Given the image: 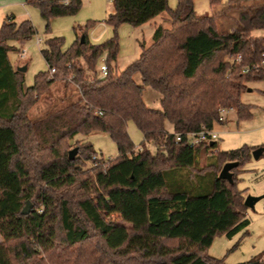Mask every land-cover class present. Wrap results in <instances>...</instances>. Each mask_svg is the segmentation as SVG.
Segmentation results:
<instances>
[{"label": "trees", "instance_id": "1", "mask_svg": "<svg viewBox=\"0 0 264 264\" xmlns=\"http://www.w3.org/2000/svg\"><path fill=\"white\" fill-rule=\"evenodd\" d=\"M31 1L45 20L74 15L82 5V0ZM221 2L209 0L216 12L199 16L193 0H178L173 10L168 0H112L106 23L115 31L126 24L140 27L164 13L168 27L158 25L149 46H141L138 58L118 73L112 65L116 36L93 44L87 31L92 25H86L83 41L77 37L67 49L62 38L48 39L41 51L47 71L27 88L9 60L13 48L7 42L30 40L33 27L13 18L0 24V237L11 264H223L206 254L215 237L249 234L243 191L236 183L255 149L213 152L216 142L190 147L186 138L212 129L223 107H233L238 121L251 118L253 106L241 95L248 83L264 81V67L242 72L264 61V37L252 36L264 30V0ZM221 17L234 31L219 32ZM102 56L108 65L104 78L98 76ZM68 77L78 99L30 120L34 101L55 81L68 84ZM144 87L159 94L160 109L145 105ZM129 121L142 135L138 151L127 133ZM93 132L116 143L117 157L96 161L92 145L82 141L69 159V141ZM177 134L181 141L176 142ZM85 162L95 163L88 183L79 178ZM225 162L238 163L232 183L218 178ZM181 170L187 178L210 174V191L167 186L165 174L179 171L173 177L183 178ZM26 201L34 208L23 215Z\"/></svg>", "mask_w": 264, "mask_h": 264}, {"label": "rangeland", "instance_id": "2", "mask_svg": "<svg viewBox=\"0 0 264 264\" xmlns=\"http://www.w3.org/2000/svg\"><path fill=\"white\" fill-rule=\"evenodd\" d=\"M59 1L63 3L68 0ZM221 1L222 6L226 0ZM177 2L178 0H168V8L173 10ZM193 6L194 11L199 16H204L205 14L212 15L216 12L210 7L209 0H193ZM221 6L219 8H221ZM112 12V0H82L81 8L76 14L63 15V17H51L45 20L40 15L39 8L34 5L31 0H28V2L25 0H0V24L8 17H14V21L17 23L29 21L35 32L28 41L16 40L7 42V45L13 48L8 55L10 62L14 64L16 69L17 67H26V71L23 73L24 88L33 85L35 75L47 71V63L43 60L41 51L46 48L45 44L48 39L55 37L62 38L64 40L63 47L67 49L77 37L79 38L83 35L86 25H92L87 29L89 37L91 29L95 28L94 32L95 36H97L103 32V29L97 25L103 22L106 24L104 29L105 32L101 36L95 39L89 38V41L93 44L102 43L116 36L119 49L115 59L116 62L112 65L115 66L114 70L117 73L124 70L127 65L137 59L141 52V46H149L151 43L154 32L152 25L146 24L142 25V27H133L126 24L120 25L115 31L112 26L106 23ZM162 15L167 17L166 13ZM233 16L236 17V14H233ZM165 21H167V19H165ZM161 25L167 28L168 22H164ZM217 27L219 32L224 30L234 31L235 29L233 23L229 19L223 17L217 20ZM256 34L264 35V30H259ZM36 36L40 40L38 46L35 45ZM21 42L23 43L21 44ZM22 50L26 51V57L21 60L19 56ZM101 58L105 59V56ZM78 64H81L84 69H86V65L83 62L79 61ZM100 65L101 62H99L98 68ZM133 77L135 82L141 85L140 76L135 74ZM74 88L75 86L69 82L67 84L63 81H55L49 87L48 91L37 98L34 104L28 109L29 119L33 121L34 119H41L49 115L52 111L64 108L69 102L76 101L78 99V94H76ZM246 89L247 90L241 95V101L244 104L253 106L252 116L249 119H241L238 121L234 118L236 115L235 110L230 112L232 117L228 119L229 122L226 125L227 130L221 131V128L215 130L218 137L215 141L217 144V151L225 152L228 150H236L243 146L254 149L262 147L264 149V81L248 83ZM143 92V102L145 105L148 108L160 109L159 94L149 87H144ZM127 124V133L130 140L134 143V151H138L142 147V135L133 122L129 121ZM169 125V123H166L167 127H169ZM82 141H88L92 145L96 157L102 158L103 161L113 160L118 155L116 143L111 140L107 134L102 132L77 135L74 139L69 141L70 143H68L66 147V155H68L69 151L76 150V148L79 147L77 143ZM146 146L151 152H154L155 146L152 143H146ZM204 164L205 157H202L200 166ZM94 166L95 163L92 162L80 164V180L85 181L87 179L85 183H88L90 180L89 177L95 173L92 172ZM243 168L248 171L246 170L243 172L244 174L242 173L243 175L241 174L240 180L236 183L237 190H242V196L244 197L264 196V153L255 161L252 158L251 151V157L243 165ZM178 172H167L165 174L167 186H181L186 188L187 185H194L193 187H195L196 193L200 194L210 191V186L207 185L210 184V174H207V176L203 178H199V175H197L198 177L187 178V171L181 170V173L184 174L183 178L173 177V175ZM198 184L201 185L199 186ZM83 191H87V189L80 191L72 190L71 192ZM28 202L32 211L34 206L30 201ZM263 202L264 198L258 201L253 209L247 208L245 211L246 218L251 221V225L248 226L250 231L249 236L241 237V235H238L229 239L222 235H218L213 240L206 254L211 258L213 257L222 261L223 264H264V248L260 250L263 242L258 234L260 228L264 226ZM107 218L124 223L115 215H110ZM7 256L9 258V255L5 252L3 239L0 237V264H11L10 258L9 261H7Z\"/></svg>", "mask_w": 264, "mask_h": 264}, {"label": "built area", "instance_id": "3", "mask_svg": "<svg viewBox=\"0 0 264 264\" xmlns=\"http://www.w3.org/2000/svg\"><path fill=\"white\" fill-rule=\"evenodd\" d=\"M97 26L101 27L103 29V32H101L99 35L95 36V32H94L95 28H93V29H91V33L89 34V38L95 39L96 37L101 36L105 32L104 29L106 27V24L104 22L103 23H99ZM39 43H40V40L36 36L35 45L38 46ZM263 56H264V54H263ZM25 57H26V51L22 50L20 52L19 58L22 60V59H25ZM239 61H241V58L238 55V57L236 59V62L238 63ZM99 62H101V65L98 68V76L100 78H104L107 75V73H108V65L105 62L104 58H100ZM259 67H264V61H262L261 63H254L251 66L244 67L242 69V72L246 73L249 69H254V68L256 69V68H259ZM53 73H55V69L52 68L50 70V72H49V76L51 77L53 75ZM66 80L68 82H72V78H70V77H68ZM233 110H234L233 107H223V108L219 109L218 118H217L215 124L224 123V120L226 119V115L228 113L232 112ZM186 138H187V143H188V145L190 147H192L195 144L201 143V142H208V141L215 142L218 139L217 133L213 130V128L212 129H208V130L202 129V130H200L198 132H192V134H187ZM175 139H176V142L181 141L182 140L181 135L177 134ZM213 151H216V150L214 149ZM94 159L96 161L102 160V158L96 157V156H94ZM262 210L264 211V202L262 204Z\"/></svg>", "mask_w": 264, "mask_h": 264}, {"label": "water", "instance_id": "4", "mask_svg": "<svg viewBox=\"0 0 264 264\" xmlns=\"http://www.w3.org/2000/svg\"><path fill=\"white\" fill-rule=\"evenodd\" d=\"M81 42L83 41L84 37L83 35L80 37ZM16 71L24 73L26 71V67H17ZM264 149L262 147H258L255 150L252 151V158L256 161L260 158V156L264 153ZM76 153V150H72L68 152L69 159H73L74 155ZM238 166L237 162H225V164L222 166L221 171L218 175V178L221 180H227L229 183H232V170ZM264 196H245L243 205L248 209H253L255 204H257L258 201L263 200ZM31 211V206L29 205V202L27 201L25 204V207L21 211L23 215L29 214ZM252 264H258V263H252Z\"/></svg>", "mask_w": 264, "mask_h": 264}, {"label": "crops", "instance_id": "5", "mask_svg": "<svg viewBox=\"0 0 264 264\" xmlns=\"http://www.w3.org/2000/svg\"><path fill=\"white\" fill-rule=\"evenodd\" d=\"M9 18H13L14 19V17H8V19ZM165 19H167V17H165V16H163L162 14L161 15H158V17H156L155 19H153V20H151V21H149V22H147V23H145V24H143V25H146V24H149V25H152V28L155 30V28L156 27H158V25H161L162 23H166V21H165ZM142 27V26H141ZM257 31H259V30H254L253 32H252V36H256V37H264V35L262 34V35H257L256 34V32ZM23 42H21V44H22ZM14 65V64H13ZM160 100V99H159ZM229 115V116H228ZM229 118H228V117ZM230 117H232V115H231V113H228L227 115H226V119L224 120V123H221V124H214V126H213V130L215 131L216 129H218V128H221V131H223V130H227L226 129V125L228 124V119H231ZM234 118L235 119H237L236 118V115L234 116ZM166 127V130L168 131V132H172V126L171 125H169V127H167V126H165ZM216 149H217V147H216ZM215 149V150H216ZM217 151V150H216ZM247 169H245V168H243V171L241 172V174L244 172V171H246ZM248 171V170H247ZM239 175V177H238V179L240 180V178H241V176L244 174H242V175ZM264 212V211H263ZM250 225H251V221H250ZM248 231H249V228H248ZM249 234H250V231H249ZM249 234L247 235V236H249ZM258 234L260 235L259 237L262 239V242H263V244H262V246L260 247V250H262L263 248H264V226L263 227H261L260 228V230H259V232H258ZM238 236V235H237ZM233 238V237H232Z\"/></svg>", "mask_w": 264, "mask_h": 264}]
</instances>
